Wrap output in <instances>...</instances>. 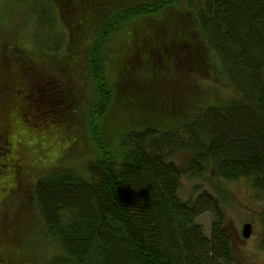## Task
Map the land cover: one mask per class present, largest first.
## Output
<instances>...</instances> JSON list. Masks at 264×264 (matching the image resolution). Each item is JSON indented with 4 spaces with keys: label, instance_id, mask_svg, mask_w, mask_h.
<instances>
[{
    "label": "trees",
    "instance_id": "16d2710c",
    "mask_svg": "<svg viewBox=\"0 0 264 264\" xmlns=\"http://www.w3.org/2000/svg\"><path fill=\"white\" fill-rule=\"evenodd\" d=\"M48 1L0 0V262L243 264L221 197L180 188L264 192V0Z\"/></svg>",
    "mask_w": 264,
    "mask_h": 264
},
{
    "label": "rangeland",
    "instance_id": "374dc122",
    "mask_svg": "<svg viewBox=\"0 0 264 264\" xmlns=\"http://www.w3.org/2000/svg\"><path fill=\"white\" fill-rule=\"evenodd\" d=\"M103 16L106 19L112 16L118 8H126L150 0H102ZM47 5L48 0H43ZM0 5V15L3 14ZM55 13V11H54ZM55 15V14H54ZM13 22L18 37L24 40V44L31 46L34 40V30L39 24L34 16H13ZM1 20V19H0ZM1 24V21H0ZM38 24V25H37ZM1 28V26H0ZM54 35L62 34V25L56 19L51 28ZM46 34L38 42L45 43ZM53 44V41H52ZM216 90V89H215ZM230 93L228 89L219 88L216 90V97H224ZM49 151L46 152L48 154ZM199 184L203 188L211 191L215 195L221 197L222 207L226 214V221L230 232L235 238L234 247L238 257L243 264H264V247L262 239L264 238V220L262 212L264 211V192L253 188L248 179L242 178L237 181H226L222 178H214L210 172L205 173L201 179H192L184 176L180 195L188 198L194 185ZM214 215L207 212L198 217V222L202 225L206 234H210L211 224ZM252 224V234L249 238L243 236V226L245 223ZM49 250L55 251L54 245H49ZM0 264H3L0 262Z\"/></svg>",
    "mask_w": 264,
    "mask_h": 264
},
{
    "label": "water",
    "instance_id": "95a60500",
    "mask_svg": "<svg viewBox=\"0 0 264 264\" xmlns=\"http://www.w3.org/2000/svg\"><path fill=\"white\" fill-rule=\"evenodd\" d=\"M252 234V224L250 222H247L243 226V236L245 238H249Z\"/></svg>",
    "mask_w": 264,
    "mask_h": 264
}]
</instances>
